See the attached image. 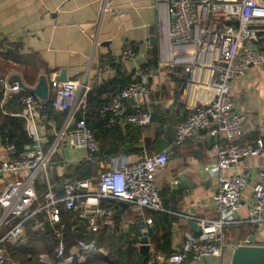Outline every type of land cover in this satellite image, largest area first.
<instances>
[{
  "label": "crops",
  "instance_id": "obj_1",
  "mask_svg": "<svg viewBox=\"0 0 264 264\" xmlns=\"http://www.w3.org/2000/svg\"><path fill=\"white\" fill-rule=\"evenodd\" d=\"M174 1L0 0V79L10 82L21 79L26 87L34 89L44 76L49 84L48 101H52L56 89L64 82L85 79L90 93L97 86L117 77V69L113 64L122 65L130 73L136 68H148L145 65L157 58L158 68L155 69H159V73L149 81V93L137 103L141 110L150 111L158 118H164L165 122L162 124L161 121H155L141 130V139L138 138L136 125L128 130L109 132L111 125L109 127L106 124L102 128L99 120L91 123L99 138V145L103 147V156L96 161L99 164L95 177L84 179L90 182L87 190L90 197L84 209V219L79 212H73V220L67 222L73 224V230L83 228L85 236L99 233L104 226L115 228L116 223L117 231L129 234L130 226L137 223L140 228L137 248L141 255V239L145 235L148 237L149 227L152 226L147 224L148 219L152 220L150 213H163L173 219L171 233L175 254L181 252L188 236L203 238L199 226L200 231L191 230L190 223L193 220H218L212 196L218 191L220 177L243 175L248 179L249 186L243 192L242 207L235 214L234 223L225 226L222 231L223 240L230 248L220 261L214 262L232 264L236 250L233 244H241L249 239L254 240L251 241L254 246L264 247V214L251 215L255 205L253 187L259 182L260 170L264 166V152L259 157L240 160L229 171L211 174L205 169L215 162L218 147L254 143L260 137L264 129V65L249 68L245 75L231 82L233 111L245 117L240 137H212L208 130L196 138L186 140L182 146H177V127L189 113V108L194 104L210 103L215 98V91L206 86L208 75L201 71L197 73L195 82L187 85L189 61L185 56L179 55L175 64L169 61L167 28ZM104 9L107 11L104 12ZM251 47L264 54V34ZM126 50L136 54L134 61L124 60L123 52ZM154 51L157 56L153 55ZM62 72H66L67 80L57 82ZM134 103L125 101L124 106L130 112ZM86 104L88 112L77 117H84L85 121L95 111L88 107L87 101ZM104 108L96 109L102 122L108 119L102 114ZM8 113L19 117L27 115L28 111L18 103L17 106L9 104ZM65 121L59 124L57 121L37 124L44 149L52 146L55 130L62 128ZM161 152L169 155L166 168L156 177L164 211L142 210L117 202L123 211L116 214L113 209L108 210L109 215L100 219L97 232H90L87 219L94 205L97 203L102 207L103 200H107L95 197L100 175L113 168L133 165L146 156ZM92 155L68 144L60 146L49 169L51 179L55 178L52 186L58 198H63L64 192L63 189L62 194L55 191L59 187L56 180L65 177L70 167H78L91 160ZM5 156L0 135V158ZM181 177H185L190 185H181ZM174 180L179 181L176 188H172ZM7 181L8 178L0 175V196ZM160 232L162 234V230ZM149 245L151 249L146 257L154 260L155 246L150 238ZM188 258L184 264H191ZM42 264H50V260L42 257ZM201 264L209 262L205 260Z\"/></svg>",
  "mask_w": 264,
  "mask_h": 264
},
{
  "label": "built area",
  "instance_id": "obj_2",
  "mask_svg": "<svg viewBox=\"0 0 264 264\" xmlns=\"http://www.w3.org/2000/svg\"><path fill=\"white\" fill-rule=\"evenodd\" d=\"M261 34H264V0L174 1L167 28L169 61L175 64L179 55L185 56L189 61L187 85H192L197 73L201 71L208 75L206 86L215 91V98L210 103L194 104L189 108V113L177 127V146H182L186 140L196 138L208 130L212 137L225 135L235 139L243 134L245 117L233 111L231 82L245 75L249 68L264 65V54L251 47L252 43L259 42ZM186 49L190 51L186 52ZM123 58L125 61H134L136 54L126 50ZM158 73L159 69L155 68H136L133 71L132 84L102 110L104 116L110 117L111 125L120 123L145 127L151 124L152 113L141 110L137 102L149 93V81ZM89 91L85 79L64 82L56 89L51 108L67 110L68 117L64 126L55 130L52 146L44 149L37 124L49 123V101L26 92L18 81L0 79V108L3 114L12 116L8 113L9 101L17 96V102L28 111L27 115L19 117L26 120V131L32 140V144L27 145L19 156L13 144L2 140L6 156L0 158V175L8 178V181L0 196V264L11 262L7 247H20L24 244L25 226L38 215L43 220L35 221V230L43 231L46 224L53 229L57 242L56 257L63 259V264H86L87 256L90 255L106 258L107 254L98 249L96 242L85 240L78 241L66 256L68 226L62 218V211L79 212L84 219V209L90 197L87 195L90 182L77 179L69 181L63 187V198L56 196L50 183L49 169L62 144L90 154L100 150L84 117L77 118L88 112L86 101ZM125 101H135L131 115L124 106ZM263 152L264 129L254 143L218 147L215 162L205 170L211 174L229 171L240 160L259 157ZM168 160V153L161 152L146 156L133 165L113 168L101 174L95 197L142 210L163 212V198L156 186V177L166 168ZM38 181L48 186V193L41 201L36 191ZM178 185L179 181L174 180L172 188ZM248 186L249 181L243 175L220 177L218 191L212 196L218 220H193L201 229L203 238L188 236L181 252L168 259L159 257L158 264H184L190 256L192 264H201L205 260L209 264L220 261L230 248L223 240L222 231L225 226L234 223L233 218L242 207V195ZM253 198L255 205L251 215H263L264 166L260 170L259 182L253 187ZM108 215L109 212L96 203L87 219L88 230L97 232L100 219ZM147 224L152 225V220L148 219ZM241 246L254 245L249 239L241 244H233L235 249Z\"/></svg>",
  "mask_w": 264,
  "mask_h": 264
},
{
  "label": "trees",
  "instance_id": "obj_3",
  "mask_svg": "<svg viewBox=\"0 0 264 264\" xmlns=\"http://www.w3.org/2000/svg\"><path fill=\"white\" fill-rule=\"evenodd\" d=\"M154 56H157V53L154 51ZM113 67L117 69V77L103 83L101 86H97L93 91H91L87 96L88 107L95 110L92 114L87 116V127L93 132L96 141L99 143V138L94 132L93 126L91 123L100 121V126L103 128L104 125L108 124L110 127V117L108 116L107 120H100L99 115L96 112V109L100 107L109 106L114 98H116L124 89L132 84V74L127 72L122 65L113 64ZM148 68H158L157 58L150 60L148 64L145 65ZM185 85V84H184ZM183 85V86H184ZM1 103V96H0ZM51 100L49 101L47 111L48 122H58L62 123L68 117V111L57 112L51 108ZM133 112L128 111V114L131 115ZM80 117V116H79ZM157 121H161L162 124L165 122L164 118H158L156 114H152L151 124ZM150 124V125H151ZM124 126V127H122ZM149 126V125H148ZM133 125H122L117 123L111 125L109 132H120L125 129H131ZM139 131V139H141L140 131L145 129V127L136 126ZM0 135L2 140H8V143L13 144L17 150L18 156L24 152V149L27 145L32 144V140L29 138L26 131V120L22 117H14L4 115L0 108ZM101 143V142H100ZM103 156V147L100 145L99 152L92 155V159L88 162L83 163L78 167H70L67 171V174L63 178L56 180L59 187L56 188V192H60L71 180H84L91 177H95V173L98 170L96 161ZM101 159V158H100ZM99 162V161H98ZM55 179V178H54ZM51 179L50 183L55 184V180ZM52 180V181H51ZM53 182V183H52ZM36 191L40 198V201L48 193V186L45 182L38 181L36 185ZM102 208L105 210L113 209L116 214L122 212L121 206L118 205L116 201L112 200H103ZM73 212L62 211V218L67 223L66 231V243H67V254L69 250L77 245L78 241H94L97 243L98 249L103 250L107 256L105 259H100L95 255L87 256L86 264H158L157 260L159 257L168 259L171 255L174 254L173 251V238L171 233V227L173 219L163 213H150L152 216V226L149 227L148 237L152 240L155 246L156 255L154 260L151 257L141 256L137 248L139 242V225L133 223L130 226L129 234H121L117 231L118 223L115 224V228H110L104 226L103 229L97 233L89 236L84 235V229L78 228L73 230V224H70L67 221L73 220ZM119 215V214H118ZM42 220L41 216H37L35 219L31 220L26 224V241L20 247L8 246V256L11 260L8 264H42V257H47L50 260V264H63V259L56 257V247L57 242L54 237L53 229L46 224L43 231L35 230V221ZM103 224V223H102ZM83 230V231H81ZM162 230V234H160ZM2 235V234H1ZM0 235V237H1ZM190 263L192 264V257L189 258ZM153 261V262H152ZM188 260H186L187 262ZM152 262V263H151Z\"/></svg>",
  "mask_w": 264,
  "mask_h": 264
},
{
  "label": "water",
  "instance_id": "obj_4",
  "mask_svg": "<svg viewBox=\"0 0 264 264\" xmlns=\"http://www.w3.org/2000/svg\"><path fill=\"white\" fill-rule=\"evenodd\" d=\"M67 80L66 72H62L61 76L57 78V82H64ZM20 83V86L28 93L35 95L41 100L48 101L49 99V84L46 77L42 76L40 78L39 84L36 88L31 89L24 85L21 79H17ZM17 96H13V98L9 101V104H14L17 106ZM72 129H74L72 127ZM181 185H185L186 179L185 177L180 178ZM186 185H190L187 183ZM127 205V204H125ZM190 228L193 232L199 230L198 226L195 222L190 223ZM254 241V240H251ZM142 247L140 249V253L142 256H149L150 253V245H149V238L145 235L144 238L141 239ZM232 264H264V247H257V246H241L237 248L234 252L232 258Z\"/></svg>",
  "mask_w": 264,
  "mask_h": 264
},
{
  "label": "bare ground",
  "instance_id": "obj_5",
  "mask_svg": "<svg viewBox=\"0 0 264 264\" xmlns=\"http://www.w3.org/2000/svg\"><path fill=\"white\" fill-rule=\"evenodd\" d=\"M206 80H207V79H206ZM190 92H191V91H190ZM193 92H194V91H193ZM193 92H192V93H193Z\"/></svg>",
  "mask_w": 264,
  "mask_h": 264
}]
</instances>
